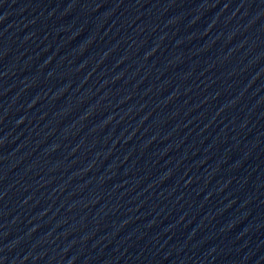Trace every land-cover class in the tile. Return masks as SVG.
<instances>
[{
    "label": "water",
    "instance_id": "water-1",
    "mask_svg": "<svg viewBox=\"0 0 264 264\" xmlns=\"http://www.w3.org/2000/svg\"><path fill=\"white\" fill-rule=\"evenodd\" d=\"M0 264H264V0H0Z\"/></svg>",
    "mask_w": 264,
    "mask_h": 264
}]
</instances>
